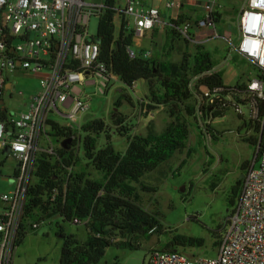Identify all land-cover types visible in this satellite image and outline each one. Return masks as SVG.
Returning <instances> with one entry per match:
<instances>
[{
  "label": "built area",
  "instance_id": "2783aa9c",
  "mask_svg": "<svg viewBox=\"0 0 264 264\" xmlns=\"http://www.w3.org/2000/svg\"><path fill=\"white\" fill-rule=\"evenodd\" d=\"M124 1L122 8L134 19L137 38H144L164 24L160 8L145 9L139 7L137 0ZM218 2L168 1L166 9L200 7L207 16L198 27L210 25L215 29L211 15L220 7ZM105 7L104 1L0 0V169L5 168L9 159L17 165L14 189L0 196V264H14L28 192L35 185L34 177L37 178L39 156H57L47 130L51 128L50 121L58 123L52 116L64 117L70 128L80 130L78 116L90 109L85 88L94 86L95 93L105 95L113 79L107 65L99 61L100 45L89 32L91 20L100 19ZM191 28L189 20H185L178 31L184 40L195 43ZM238 29L236 54L264 76V0H247L239 14ZM17 39L22 42L16 43ZM128 52L131 58L137 57L134 50ZM17 72L36 76L42 85L25 104L26 111L15 116L7 107L5 96L10 93L12 98L17 93L11 81ZM244 94L250 110L246 121L258 120L264 109V79L257 76L250 80ZM245 105L233 101L232 109L243 119ZM61 108L68 113L61 112ZM45 221L34 222L31 228L39 229ZM225 227L214 258H195L178 250H155L146 264H264V150L247 170L242 193Z\"/></svg>",
  "mask_w": 264,
  "mask_h": 264
},
{
  "label": "rangeland",
  "instance_id": "374dc122",
  "mask_svg": "<svg viewBox=\"0 0 264 264\" xmlns=\"http://www.w3.org/2000/svg\"><path fill=\"white\" fill-rule=\"evenodd\" d=\"M88 1L103 2L105 0ZM199 1L208 2V0ZM218 4L220 7L215 12L221 17L215 29L210 25L205 28L198 27L207 16L200 7L192 5L190 8H183L182 13L193 20H189L192 25L191 38L204 40L203 44L211 52L215 68L223 72L225 86L233 87L236 84L248 83L257 78L258 71L254 65L242 60L234 50V46H237L240 41L239 14L247 5V0H219ZM120 5L124 8L125 1L121 0ZM162 11L165 13V16H162L164 24L159 25L156 35L148 32L144 38L136 37L132 46L133 50L137 53L146 51L148 54L153 47L155 37L157 45L153 49L159 53L151 58L180 62L182 55L185 52L194 51L197 43L189 40L186 42L183 37L181 40H172L169 33L172 27L167 23L170 18L177 19L180 9L178 7L166 9L164 6ZM129 21L133 28V20L130 18ZM120 24L121 20L117 15L116 35L120 31ZM98 26L99 19L93 18L89 25V32L95 39ZM21 42L20 39L16 40V43ZM11 81L16 85L17 93L12 98L10 93H6L5 101L9 110L17 116L26 111L25 104L32 95L40 91L42 82L39 78L23 72L13 74ZM108 85L105 95L95 93L94 86L85 88L90 109L86 113L79 114V127L88 122L102 120L111 130H114L112 113L118 101L121 102V108L118 110L127 117L129 126L134 128L133 135L146 136L152 132L161 134L174 121L168 107L156 110L148 117L143 112L140 102L145 101V96L149 95V85L146 81H139L133 88H129L119 78L113 76ZM197 100L198 97L195 96L189 103L196 105ZM242 110L246 117L244 119L247 120L250 117L249 106H243ZM61 112L68 113V110L61 108ZM52 117L61 126L70 128L68 119L58 115ZM244 119L240 118L234 109L229 110L224 117L210 121L188 119L191 124L188 148L183 153H175L170 160L155 171L146 174L141 180L145 186L157 188V192H144L140 185L134 184L138 189L139 204L148 212L155 214L159 225L146 235L127 237L128 241L140 243L138 249H122L114 244L106 250L105 256L98 264H146L152 251L165 250L166 245L176 235L204 240V247L180 248L179 251L195 258L216 257L218 247L215 243L224 236L226 220L236 208L237 199L235 204L232 203L234 188L237 182L246 176L247 170L244 166L251 167L256 163L257 150L246 141V138L252 136L254 132L244 127ZM208 125L214 131L209 130ZM47 130L51 132L50 127H47ZM207 131L211 133L207 135ZM74 132L76 136L71 139H56L51 136L53 145L57 149L63 147L72 151L80 158L77 167L74 168L75 172H85L94 179L100 178L101 174L83 159L84 148L79 141V136L83 138L84 134H81L79 129ZM111 141L117 151L125 152L128 148L127 138L120 137L115 132L111 134ZM104 143L103 134L98 139V146L101 147ZM190 149L192 151L189 154ZM183 161L186 163L180 168ZM16 166V163L9 159L5 168L0 169L2 172L0 196L14 189ZM37 182L38 178L34 177L33 184ZM60 225L63 226L66 234L75 235L81 243L86 241L88 233L84 225L76 226L63 222L58 216L46 220L36 231H32L28 224L27 234L15 251L14 264H59L64 243L63 239L57 235ZM116 241L119 242L120 238L117 237Z\"/></svg>",
  "mask_w": 264,
  "mask_h": 264
},
{
  "label": "trees",
  "instance_id": "16d2710c",
  "mask_svg": "<svg viewBox=\"0 0 264 264\" xmlns=\"http://www.w3.org/2000/svg\"><path fill=\"white\" fill-rule=\"evenodd\" d=\"M120 2L104 1L106 7L99 19L96 38L100 45L99 61L106 64L111 73L129 88L139 81H146L149 95L140 102L143 112L148 117L154 111L168 107L174 121L161 134L133 135L134 128L129 126L127 117L118 110L121 108L118 101L112 113L114 130L102 120L84 124L80 129L84 137L79 136L84 148L83 159L101 174L97 179L85 172H75L80 158L67 149H56L57 156H39L36 171L38 182L28 192L17 248L27 234L28 224L32 231L38 230L31 228L33 220L40 222L58 216L63 222L84 225L88 237L83 243L75 235L66 234L63 226H58L57 235L64 241L59 264H98L106 250L114 244L122 249H138L140 243L128 241L127 237L146 235L155 230L159 223L155 214L139 204L138 189L134 184L140 185L144 192H157V188L147 187L141 180L175 153H183L188 148L191 134L188 119L210 121L222 118L233 108V101L245 105L248 100L244 94L246 83L233 87L224 85L223 72L215 68L212 54L204 44H196L194 51L185 52L180 62L146 57L143 52H136L137 57L131 58L128 51L133 50L136 36L129 27L128 16ZM117 15L121 20L118 35L115 26ZM211 17L217 26L221 15L214 13ZM185 20L189 19L186 16L171 19L172 29L169 33L172 40L182 39L178 27ZM258 76L264 79L259 73ZM195 96L198 97L197 104L189 103ZM49 125L50 135L56 139L76 136L72 128L53 121ZM208 127L214 131L211 126ZM244 127L254 132L246 141L257 150V162L264 150V109H261L257 121L245 120ZM113 132L127 138L128 148L125 152L117 151L112 144ZM210 133L207 131V135ZM103 134L105 143L99 147L98 139ZM261 134L263 141L259 146ZM185 163L181 162L179 167ZM244 167L246 170L250 168L248 165ZM243 181L244 178H241L234 188L233 204L242 193ZM117 237L120 238L119 242L116 241ZM221 240L216 241V247L219 248ZM201 247H204L202 239L176 235L166 245L165 251Z\"/></svg>",
  "mask_w": 264,
  "mask_h": 264
},
{
  "label": "crops",
  "instance_id": "0c3cea01",
  "mask_svg": "<svg viewBox=\"0 0 264 264\" xmlns=\"http://www.w3.org/2000/svg\"><path fill=\"white\" fill-rule=\"evenodd\" d=\"M138 1V5H139V7L140 8H145V9H147V8H153V7H156V8H160V10H161V13H162V16H165V13L162 11V8L165 6L166 7V3L169 1V0H137ZM201 2V1H200ZM201 3H203V2H201ZM185 7H188V8H190V5H186ZM184 7V8H185ZM182 10L183 9H180V12L179 13H177V15L179 14V16H180V14L182 13ZM202 11H204V10H202ZM202 11H201V13H202ZM176 15V16H177ZM182 15L183 16H185V14H183L182 13ZM132 19L133 20V25H134V19L131 17V16H128V20L129 19ZM171 19H173V18H170L169 19V22L167 23V25L168 26H170V21H171ZM189 20H192V19H189ZM193 21V20H192ZM129 27L131 28V29H134V26H133V28L131 27V22L129 21ZM158 27L159 26H157L154 30H152V31H150V32H153L154 33V36L156 35L155 34V32H157V29H158ZM198 30V29H197ZM199 31V30H198ZM200 32V31H199ZM202 32V31H201ZM202 34V33H201ZM208 39H209V37H208ZM197 40V39H196ZM197 43H200V44H203L204 43V40H197L196 41ZM195 42V43H196ZM153 47H155L156 48V38L154 37L153 38ZM153 47L151 48V50L148 52V54H149V57L151 58L152 56H155L156 54H158L159 53V51H157L156 49H153ZM142 52H146V51H142ZM28 75V74H27ZM36 77V76H35ZM147 95V94H146Z\"/></svg>",
  "mask_w": 264,
  "mask_h": 264
},
{
  "label": "water",
  "instance_id": "95a60500",
  "mask_svg": "<svg viewBox=\"0 0 264 264\" xmlns=\"http://www.w3.org/2000/svg\"><path fill=\"white\" fill-rule=\"evenodd\" d=\"M90 41H91V39H90ZM96 41L99 42L98 39H96ZM262 141H263V134H261V136H260L259 146L261 145Z\"/></svg>",
  "mask_w": 264,
  "mask_h": 264
}]
</instances>
